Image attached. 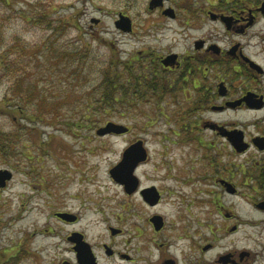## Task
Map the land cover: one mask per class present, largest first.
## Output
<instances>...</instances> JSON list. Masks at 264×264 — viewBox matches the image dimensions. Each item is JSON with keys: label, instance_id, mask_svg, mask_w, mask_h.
I'll use <instances>...</instances> for the list:
<instances>
[{"label": "rangeland", "instance_id": "374dc122", "mask_svg": "<svg viewBox=\"0 0 264 264\" xmlns=\"http://www.w3.org/2000/svg\"><path fill=\"white\" fill-rule=\"evenodd\" d=\"M151 1L11 0L10 5L0 4V45L6 56L0 71V104L23 107V114L0 110V137L8 145V150L0 146V171L13 176L5 188L0 187V264H48L53 258L49 251V231L56 226L53 212L80 208L77 196L84 200L90 195L113 197L123 218L134 208L145 219L154 214L181 216L184 206L192 202L194 210L201 207L204 211L200 216L204 220L210 217L206 211H214L212 202L219 196L226 206L236 203L222 197L227 193L216 184L208 166L223 141L204 129V123L200 126L204 117L220 122L226 117L197 113L181 91H169L165 79L169 81L171 74L161 66L151 67L152 73L143 72L157 80L144 99L140 93L129 104L115 105L106 113L95 111L104 73L114 61L127 63L143 56L150 64L159 56L185 50L195 38L224 34L221 26L210 21L185 25L181 17L172 20L163 15L164 5L151 10ZM183 2L199 0H170L165 6L186 16L177 6ZM119 14L132 20L131 33L116 28ZM89 105L93 108L88 111ZM243 118L251 120L253 115ZM109 123L129 131L98 135ZM248 130L249 134L257 132L253 125ZM138 141L150 156L148 164L135 172L143 187L159 184L149 175L166 174L163 168L155 170L154 163L170 164L165 168L186 180V187L180 189L183 196L174 200L178 208L165 205L169 199L165 196L160 206L146 209L138 195H128L123 185L112 181L110 170ZM182 169L187 172L180 173ZM191 169L194 175L188 173ZM233 172L236 177L237 167ZM165 184L175 189V183ZM249 215L259 217L251 211ZM212 217L217 225L214 218L219 216ZM237 237L233 241L241 246Z\"/></svg>", "mask_w": 264, "mask_h": 264}, {"label": "flooded vegetation", "instance_id": "af4514ba", "mask_svg": "<svg viewBox=\"0 0 264 264\" xmlns=\"http://www.w3.org/2000/svg\"><path fill=\"white\" fill-rule=\"evenodd\" d=\"M169 1L164 0V16L165 10L171 9L174 18L168 17L172 20L181 17L185 25L210 21L224 31L223 35L195 38L185 50L159 56L149 65L161 66L170 73V80L165 79L169 91H181L186 102L194 103L197 113L226 117L224 122L204 117L200 126L204 123V129L223 141L222 149L216 147L208 166L216 184L227 193L222 197L235 199L236 203L226 206L219 196L212 202L214 211H206L210 217L204 220L200 217L204 211L201 207L194 210L192 202L184 206L185 214L181 216L154 214L145 219L144 213L132 208L123 218L115 198L90 195L84 200L80 194L76 197L80 208L53 212L56 226L49 231L53 258L48 264H264V0L178 4L186 16L166 7ZM244 114H252L253 118L244 119ZM250 125L256 127V133L249 134ZM241 146L245 149L240 150ZM169 165L154 163L155 170H166L163 177L149 175L159 184L143 187L139 178L138 188L128 195H138L146 209L160 206L165 196L169 198L165 205L178 208L174 200L183 196L180 189L186 187V180L165 168ZM234 167L239 170L236 177ZM184 172L187 170H180ZM188 173L194 175L195 171ZM165 182L175 183V189H169ZM151 188L156 189V203L147 200ZM250 211L259 217H250ZM213 214L219 216L214 218L217 225L212 221ZM154 217H160L158 227ZM251 230L256 234L252 236ZM233 236H238L241 246ZM222 248L225 251L218 250Z\"/></svg>", "mask_w": 264, "mask_h": 264}, {"label": "trees", "instance_id": "16d2710c", "mask_svg": "<svg viewBox=\"0 0 264 264\" xmlns=\"http://www.w3.org/2000/svg\"><path fill=\"white\" fill-rule=\"evenodd\" d=\"M2 5H10L11 0H0ZM43 15V14H42ZM44 16V15H43ZM1 39V36H0ZM135 59V60H134ZM127 63H114L111 64L110 69H108L104 74L103 85H102V96L99 99V104L95 111L99 112L102 109L107 112L114 108L115 105L129 104L137 99L138 94L140 98L144 99V95L147 92L152 91L156 87L157 80L149 79V76L143 75V72L147 70L149 73H152L150 70V65L146 64V59L143 56L135 57ZM145 59V61H144ZM6 56L5 52H1L0 45V71L3 69L5 64ZM138 62V63H136ZM119 65H124L123 69ZM116 67V71H115ZM144 91V92H143ZM143 92V93H142ZM96 106V105H95ZM10 107V108H8ZM11 104H0V110L8 111L13 109L18 113L23 114L22 106H14L11 108ZM93 108V105L88 106V111ZM90 120V119H89ZM94 122L93 120H90ZM0 146L3 150H8V145L5 139L0 137Z\"/></svg>", "mask_w": 264, "mask_h": 264}, {"label": "water", "instance_id": "95a60500", "mask_svg": "<svg viewBox=\"0 0 264 264\" xmlns=\"http://www.w3.org/2000/svg\"><path fill=\"white\" fill-rule=\"evenodd\" d=\"M164 5V0H152L149 8L151 10L162 7ZM165 15L174 18L173 10L167 9L164 12ZM94 22H97L95 20ZM115 26L117 29L130 33L132 32V20L130 17L125 16L123 14L119 15L118 21L115 22ZM128 128L115 124L109 123L106 127L99 129L98 135L106 136L108 134H125L128 132ZM240 150H244L245 147L241 146ZM147 160V151L142 141H138L135 144L131 145L127 150H125L123 154V158L121 162L115 166L111 170L112 178L118 183L125 186V190L128 194L133 193L139 185V181L135 176V170L138 165ZM12 179V174L7 171H0V187L4 188L7 185V181ZM147 200L153 201L152 203H156L158 201L156 189H148L147 191ZM154 222L157 225H160V217H155Z\"/></svg>", "mask_w": 264, "mask_h": 264}]
</instances>
